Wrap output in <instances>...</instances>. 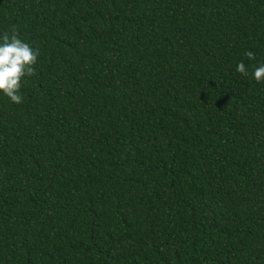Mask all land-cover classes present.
Returning <instances> with one entry per match:
<instances>
[{
	"label": "trees",
	"instance_id": "trees-1",
	"mask_svg": "<svg viewBox=\"0 0 264 264\" xmlns=\"http://www.w3.org/2000/svg\"><path fill=\"white\" fill-rule=\"evenodd\" d=\"M0 264H264V0H0Z\"/></svg>",
	"mask_w": 264,
	"mask_h": 264
}]
</instances>
